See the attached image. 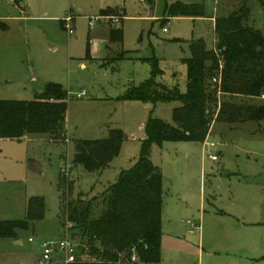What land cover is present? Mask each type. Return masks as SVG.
I'll return each instance as SVG.
<instances>
[{
  "label": "rangeland",
  "instance_id": "rangeland-1",
  "mask_svg": "<svg viewBox=\"0 0 264 264\" xmlns=\"http://www.w3.org/2000/svg\"><path fill=\"white\" fill-rule=\"evenodd\" d=\"M239 1L0 0V99L34 100L48 83L69 91L58 139L0 138V221L24 220L32 198L45 201L42 219L17 229L15 237L0 236V264H41L44 242L67 235L78 242V231L66 225L63 198L98 197L96 216L107 188L138 161L148 120L172 124L180 105L122 96L148 80L156 62L163 70L157 81L170 87L177 81L186 91L183 60L191 56V41L203 38L216 47L213 17L227 15V6ZM176 2L202 5L204 17H168ZM249 2L251 19L264 30V10ZM107 6L123 14L111 8L96 18ZM121 25L123 38L113 41L111 28ZM114 130L125 138L109 165L92 172L74 164L77 141L104 139ZM151 158L162 175L164 200L158 264H264V121L231 129L214 121L205 141L154 144ZM32 159L41 163V174L32 171ZM52 259L64 264L66 255L55 252Z\"/></svg>",
  "mask_w": 264,
  "mask_h": 264
},
{
  "label": "trees",
  "instance_id": "trees-1",
  "mask_svg": "<svg viewBox=\"0 0 264 264\" xmlns=\"http://www.w3.org/2000/svg\"><path fill=\"white\" fill-rule=\"evenodd\" d=\"M259 1L264 7V0ZM110 11L106 8L101 13ZM167 16L204 17V7L176 2L167 9ZM249 21L250 8L246 0H241L228 16L216 18V47L209 48L203 38L191 41V56L183 60L187 67L186 91L177 81L171 87L157 81L163 70L156 62L151 77L130 86L122 96L125 101L180 105L174 109L172 124L148 120L138 161L107 188L103 194L105 208L96 216L92 209L98 197L63 198L66 225L78 231L81 247L77 260L69 264L161 262L163 185L159 167L151 158L153 145L205 141L214 121L230 129L264 121V103L257 102L264 97V30ZM122 38V26H112L111 39ZM68 92L57 83H48L34 100L0 99V138L22 140L31 134H49L58 139L64 134ZM124 138L122 131L114 130L104 139L77 141L74 164L100 171L118 155ZM44 212V199L32 198L24 220L0 221V236L15 237L17 229L42 219Z\"/></svg>",
  "mask_w": 264,
  "mask_h": 264
},
{
  "label": "built area",
  "instance_id": "built-area-1",
  "mask_svg": "<svg viewBox=\"0 0 264 264\" xmlns=\"http://www.w3.org/2000/svg\"><path fill=\"white\" fill-rule=\"evenodd\" d=\"M66 21L69 23L68 24V30L70 33L74 32V29L71 25L72 22V17H67ZM94 22H91V25H93ZM164 32H167V29L164 28L163 29ZM214 82H218L217 79L213 80ZM208 146L212 147L214 146V143H210ZM210 158L212 160H217V156L211 154ZM192 226H194L195 228H199L200 226H197V224L195 223H191L189 222ZM31 240V239H30ZM77 242L76 240L71 236V235H67L66 237H64V239H62L61 241L55 243V242H44L42 244V248H43V258L41 261V264H51V262L53 261L52 259V255L55 252H64L66 255V260L64 262V264H69L71 262H74L77 260ZM137 258L134 256L133 260H136Z\"/></svg>",
  "mask_w": 264,
  "mask_h": 264
},
{
  "label": "crops",
  "instance_id": "crops-1",
  "mask_svg": "<svg viewBox=\"0 0 264 264\" xmlns=\"http://www.w3.org/2000/svg\"><path fill=\"white\" fill-rule=\"evenodd\" d=\"M151 1H153V0H151ZM246 1H247V4H248L249 8H250V20H251L250 22H251V24H253V25L256 27V25H258V23L251 19V17H252V14H251V10H252L251 4H250L249 0H246ZM240 2H241V1L237 2L234 6H233V4H229V5L227 6V7H228V14L225 15V16H228L231 12H233L234 10H236V9L239 7ZM256 2H258L259 5H260V7H261V9L264 10V7L261 5L260 1H259V0H256ZM106 8H115V9H119L118 7H113V6H107V7H105V8H101V9H100V14H99L98 16H96V18H101V19H102V17H103L104 14L101 13V10H102V9H106ZM119 10H120V11L122 12V14H123V11H122L121 9H119ZM216 18H218V17H213V21H214V23H215ZM121 26H122V25H121ZM263 27H264V25H263ZM263 27H262V28H263ZM122 28H123V27H122ZM163 31H164V30H163Z\"/></svg>",
  "mask_w": 264,
  "mask_h": 264
},
{
  "label": "water",
  "instance_id": "water-1",
  "mask_svg": "<svg viewBox=\"0 0 264 264\" xmlns=\"http://www.w3.org/2000/svg\"><path fill=\"white\" fill-rule=\"evenodd\" d=\"M31 169L33 172H36L38 174L42 173V167L41 163L37 160L32 159L31 161ZM160 172V170H158ZM18 243H22L21 241H18Z\"/></svg>",
  "mask_w": 264,
  "mask_h": 264
}]
</instances>
